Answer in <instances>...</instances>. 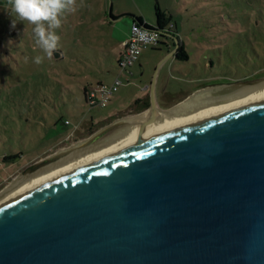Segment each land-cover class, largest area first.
Instances as JSON below:
<instances>
[{"label": "water", "instance_id": "water-1", "mask_svg": "<svg viewBox=\"0 0 264 264\" xmlns=\"http://www.w3.org/2000/svg\"><path fill=\"white\" fill-rule=\"evenodd\" d=\"M108 13L123 16L111 0ZM174 37L146 110L1 185L0 264H264V74L161 107L157 74Z\"/></svg>", "mask_w": 264, "mask_h": 264}, {"label": "rangeland", "instance_id": "rangeland-1", "mask_svg": "<svg viewBox=\"0 0 264 264\" xmlns=\"http://www.w3.org/2000/svg\"><path fill=\"white\" fill-rule=\"evenodd\" d=\"M111 1L112 14L123 15L114 21L109 0H76V10L66 12L55 29L62 51L49 58L35 44L33 25L17 21L13 28L8 0H0V187L65 138L80 117L98 123L146 92L143 85L174 45L163 36L162 43L143 48L133 65L121 69L118 54L133 15L155 25L158 6L169 19L165 25L175 22L179 44L184 43L189 58L180 60L174 54L161 64L159 70L172 75L171 81L193 77L192 87H200L264 74V0ZM36 56L44 57L39 65ZM117 78L122 82L106 106L86 103L85 84H111ZM5 153L22 154L4 161Z\"/></svg>", "mask_w": 264, "mask_h": 264}, {"label": "clouds", "instance_id": "clouds-1", "mask_svg": "<svg viewBox=\"0 0 264 264\" xmlns=\"http://www.w3.org/2000/svg\"><path fill=\"white\" fill-rule=\"evenodd\" d=\"M8 6L15 17L11 26L15 28L17 21L33 25L35 44L49 58L57 50L60 41L55 29L61 27L62 17L66 12L77 8L76 0H8ZM155 38V34L139 32V39L146 43L154 42ZM43 59V56H36L34 62L39 65Z\"/></svg>", "mask_w": 264, "mask_h": 264}, {"label": "crops", "instance_id": "crops-1", "mask_svg": "<svg viewBox=\"0 0 264 264\" xmlns=\"http://www.w3.org/2000/svg\"><path fill=\"white\" fill-rule=\"evenodd\" d=\"M146 21V20H145ZM149 23L148 21H146ZM150 24V23H149ZM153 25V24H150ZM129 32L125 35V37L122 39V42L128 37ZM157 74V80H156V97H157V102L161 107L167 108L171 107L179 102H181L183 99H185L187 96H189L191 93H193L198 87H192V83L195 82V78L193 77H186L180 78L181 81H171L173 78L172 75L167 76V72L163 74L164 72L159 70ZM184 75V74H183ZM181 77H185L184 76ZM162 76V78H161ZM150 82H147L146 84L143 85V90H145V93L139 94L137 97L134 98L133 102L126 106L125 108H118L115 110L116 112L113 114L108 115L105 119L99 121L98 123L94 122L92 119L90 121H87L86 119L80 117L76 123H78L77 127L74 128L65 136V138L60 139L58 142L51 144L48 149L43 152L42 154L36 156L33 158V160H30V162L36 160L39 156L45 154L46 152L69 142H72L76 139H79L81 137H84L91 132L95 131L99 127L113 121L116 118L125 116V115H132L137 112H141L146 110V108L143 107V102L147 101L149 102V87H150ZM119 89V88H118ZM112 98V96H111ZM110 98V100H111ZM141 99L142 103L139 106V108L135 109L133 107V104L136 99ZM57 123V122H56ZM71 123V121H70ZM69 123V124H70ZM65 124H67L65 122ZM67 124V125H69Z\"/></svg>", "mask_w": 264, "mask_h": 264}, {"label": "built area", "instance_id": "built-area-1", "mask_svg": "<svg viewBox=\"0 0 264 264\" xmlns=\"http://www.w3.org/2000/svg\"><path fill=\"white\" fill-rule=\"evenodd\" d=\"M154 26V25H153ZM172 29L171 26H163L159 29H150L145 26V23L133 21L128 37L123 41V52L119 57V67L121 69H126L127 67L133 65L139 58L142 49L148 46L158 45L162 32H166ZM138 30V31H137ZM146 31L149 34H155L156 38L154 42H145L139 39V32ZM121 79L117 78L113 83L106 84L103 82L97 83L90 88H88L87 98L90 104H97L99 106H106L110 101L113 93L119 88L121 84ZM67 124L70 123L69 119H66ZM78 123L75 124V128Z\"/></svg>", "mask_w": 264, "mask_h": 264}, {"label": "trees", "instance_id": "trees-1", "mask_svg": "<svg viewBox=\"0 0 264 264\" xmlns=\"http://www.w3.org/2000/svg\"><path fill=\"white\" fill-rule=\"evenodd\" d=\"M156 13H157V24L160 27L165 26L166 22L169 20L167 18V16H166V13L164 11H162L158 6L156 7ZM135 20H137L138 22H143V23H145V25L150 26V24L147 23L145 21V19L143 18V16H141V15H133V21H135ZM175 26H176L175 25V22H173L172 23V29L171 30L174 31L177 34V31L174 30V29H176ZM160 36H161V39H160L159 43H162L163 42L162 37L163 36L165 37V35L161 34ZM57 50L60 51V52L62 51L61 48H57ZM118 55H119L118 56V60H119V57H120L121 53L118 54ZM53 56L55 57L54 53H53ZM175 56H176V58H178L180 60H188L189 56H188V53H187V51H186V49L184 47V43L179 44V46H178V48H177V50L175 52ZM55 60H57V59H55ZM100 82L101 81H99L98 83H100ZM91 86H93V85L90 82H88L87 84L84 85L83 91H84V97H85L86 103L88 105H90V106H93V104H90L88 102V98H87L88 88H90ZM141 103H142V100L138 98V99L135 100V102L133 104V107L135 109H137V108H139V106L141 105ZM148 106H149V102H147V101L143 102V107L144 108H146ZM21 154L22 153H19V154H17V153H15V154L5 153V154H3V160L4 161H13L17 157H20Z\"/></svg>", "mask_w": 264, "mask_h": 264}, {"label": "flooded vegetation", "instance_id": "flooded-vegetation-1", "mask_svg": "<svg viewBox=\"0 0 264 264\" xmlns=\"http://www.w3.org/2000/svg\"><path fill=\"white\" fill-rule=\"evenodd\" d=\"M166 33L167 34L165 35V37L170 38L172 40V42H173V45L175 46V37L174 36L175 35L177 36V34L174 31H172V30L166 31ZM170 49H172V47ZM217 83H225V80H223V81H214L213 83H209L208 85L209 86H210V84H212V85H218ZM230 83H231V81H230Z\"/></svg>", "mask_w": 264, "mask_h": 264}]
</instances>
